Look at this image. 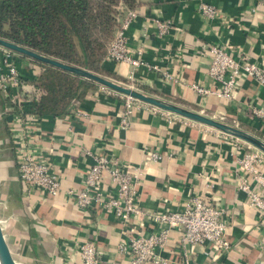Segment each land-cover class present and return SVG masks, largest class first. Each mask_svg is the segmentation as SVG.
<instances>
[{"label":"crops","instance_id":"obj_1","mask_svg":"<svg viewBox=\"0 0 264 264\" xmlns=\"http://www.w3.org/2000/svg\"><path fill=\"white\" fill-rule=\"evenodd\" d=\"M201 1L217 8L215 17L199 14ZM133 9L137 17L125 31L129 47L132 51L143 48L146 61L174 72L182 82L167 84L143 67L130 76L132 67L125 62L103 60L102 66L147 92L211 117L223 115L225 122L264 140V127L250 118L248 107L264 105V87L245 79L233 99H220L215 95L201 98L190 86H216L207 75L210 44L228 47L235 57L242 52L264 68V6L257 0H136ZM157 21L170 23L164 38L156 34ZM17 63L26 82L37 76L39 67L29 59L19 56ZM4 105L0 93V200L9 217L6 231L22 264H82L75 241L90 238L100 251V264L127 263L116 250L127 225L98 208L84 211L64 194L82 186V173L93 161L85 151L107 152L129 165L144 163L139 187V205L144 209L175 210L188 197L199 196L228 210L231 246L226 253L216 257L205 244L183 249L179 231L172 230L160 251L167 264H184V252H188L189 264H264V227L258 225L256 213L236 188L235 146L243 143L235 137L145 105L133 110L123 129L119 124L122 95L95 87L67 112L41 115L27 123L32 147L48 157L60 178L61 191L53 197L38 191L23 196ZM149 152L160 154L161 159H149ZM260 169L264 172V164Z\"/></svg>","mask_w":264,"mask_h":264},{"label":"built area","instance_id":"obj_2","mask_svg":"<svg viewBox=\"0 0 264 264\" xmlns=\"http://www.w3.org/2000/svg\"><path fill=\"white\" fill-rule=\"evenodd\" d=\"M257 2L259 6H264V0ZM198 12L204 18L212 19L217 14V8L201 1ZM136 17L135 9H124L104 60L115 64L129 63L132 67L130 76L143 67L157 73L167 84H180L182 81L177 74L146 61L143 48L137 47L132 51L129 47L125 31ZM170 27L169 21H157V36L166 37ZM206 53L210 59L207 75L216 86L212 88L192 83L191 88L201 98L215 95L220 99H233L240 83L245 79H252L264 87V68L250 61L242 52L235 57L228 51V47L210 44ZM18 57V54L0 47V93L5 101L4 110L9 115L7 129L11 137L17 175L22 184L23 196L38 191L53 197L60 193L61 182L58 174L52 170L48 157L41 150L32 147L31 130L27 123L40 118L30 107L37 91L22 76L17 63ZM38 73L39 70L37 75ZM37 93L41 94V91ZM122 97L123 111L119 124L123 129L128 127L129 118L139 105L158 109L135 98ZM248 107L250 118L264 127V105L251 103ZM216 119L224 121V116ZM233 139L243 143L235 146L236 188L244 193L245 203L256 213L258 225L264 227V172L260 169L264 164V154L240 139ZM85 154L91 156L93 161L82 173L81 188L67 189L64 194L84 211L98 208L111 213L120 223L127 225L125 237L116 245L117 252L126 257V264H167L160 251L172 230L179 231V246L186 250L205 244L219 257L230 248L227 236L230 215L225 207L207 203L199 196H190L182 202L179 209H144L139 205L144 163L143 166L129 165L107 152L85 151ZM147 156L153 161L161 159L156 152H149ZM75 245L82 264H100V251L94 239L75 241ZM184 256V264H189L188 252H184Z\"/></svg>","mask_w":264,"mask_h":264},{"label":"trees","instance_id":"obj_3","mask_svg":"<svg viewBox=\"0 0 264 264\" xmlns=\"http://www.w3.org/2000/svg\"><path fill=\"white\" fill-rule=\"evenodd\" d=\"M92 1L0 0V37L125 83V80L102 66L91 44V34L96 27ZM135 2L136 0H120L121 4L130 9H133ZM115 12L117 16L124 11ZM117 25L118 20L115 27ZM30 61L39 67V73L29 83L37 92L41 91V94L34 93V101L30 107L33 113L40 116L63 114L78 104L89 90L98 87L95 83L64 70ZM135 87L145 91L142 86Z\"/></svg>","mask_w":264,"mask_h":264},{"label":"water","instance_id":"obj_4","mask_svg":"<svg viewBox=\"0 0 264 264\" xmlns=\"http://www.w3.org/2000/svg\"><path fill=\"white\" fill-rule=\"evenodd\" d=\"M0 47L6 48L29 60L38 61L40 63L56 67L83 79L89 80L100 87L107 88L124 96L135 98L151 106L198 122L224 134L240 139L252 145L264 154V140L238 126L192 110L183 105L169 101L159 95L143 91L127 83H123L113 78L94 73L82 67L72 65L54 57L36 52L3 37H0ZM4 208L5 206L0 200V264H22L13 251V243L10 241L9 235L6 231V224L7 220H9V217L6 215L5 211H3Z\"/></svg>","mask_w":264,"mask_h":264},{"label":"rangeland","instance_id":"obj_5","mask_svg":"<svg viewBox=\"0 0 264 264\" xmlns=\"http://www.w3.org/2000/svg\"><path fill=\"white\" fill-rule=\"evenodd\" d=\"M123 1L126 2V0ZM92 6V15L96 18V27L93 28L91 34V44L97 52V58L102 62L106 55L108 45L113 38L112 36H114V29H116L115 24L117 23V20L119 23L124 13L123 11L125 8L127 9V7H125L124 4H121L120 0H116V2L112 3H110L108 0H93ZM115 11L123 13H121L120 15L117 14L116 16ZM127 84L131 85L130 83Z\"/></svg>","mask_w":264,"mask_h":264}]
</instances>
